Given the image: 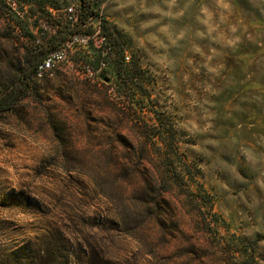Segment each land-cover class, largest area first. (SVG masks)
<instances>
[{"label":"rangeland","instance_id":"1","mask_svg":"<svg viewBox=\"0 0 264 264\" xmlns=\"http://www.w3.org/2000/svg\"><path fill=\"white\" fill-rule=\"evenodd\" d=\"M6 1L0 89L46 11L82 3ZM92 2L79 60L0 114V264L90 244L114 264H264V0ZM161 200L167 223L144 209Z\"/></svg>","mask_w":264,"mask_h":264},{"label":"trees","instance_id":"2","mask_svg":"<svg viewBox=\"0 0 264 264\" xmlns=\"http://www.w3.org/2000/svg\"><path fill=\"white\" fill-rule=\"evenodd\" d=\"M14 2V1H11ZM3 4H7L6 0H0V8ZM56 8V7H54ZM80 18L79 21L73 28H70L67 24H65L62 28L59 29L57 33H50L49 30H44L43 32V40L41 43H36V38H34V45L30 48H27L25 53H16L14 56L10 55L5 63V68L8 70L9 79L3 84L0 89V114L5 113L7 111L13 110L16 108L29 94L30 91L35 88V79L41 80L42 78L48 76L45 75L42 78L37 76V68L39 64L43 61L46 54L58 48L63 42H65L71 34L75 33H86L85 27L86 24L91 21L92 18L98 16V11L94 8L92 0H82L80 4ZM45 21H52V18L49 14V9L46 11V14L43 18ZM107 37L111 38L110 35L107 34ZM90 40L84 44L87 45ZM113 45L110 46L108 43H105L104 47L111 49V54H113V49L118 46L117 40L111 42ZM82 45H77L75 49V61L79 60V56L77 55V49ZM103 47V48H104ZM120 48V47H119ZM116 50V49H115ZM77 51V52H76ZM74 53V52H73ZM118 60L122 61L123 50L122 47L117 53ZM18 62V64H15ZM171 133V132H170ZM146 136L151 139L155 136H158L159 139L164 140L168 136V131L163 128L156 135L152 132H147ZM171 140V139H170ZM170 147L173 148L175 153H177V147L174 145V141L170 144ZM125 166V165H124ZM129 164L125 166L129 169ZM170 175L173 177L175 181L181 178L179 172H176L174 169L170 170ZM137 201L141 203L147 202L150 203L149 198L146 197V192L148 190H144L141 187L137 188ZM147 189V188H146ZM149 189V188H148ZM152 190V189H149ZM144 191V193H143ZM159 195L162 198L163 195L166 194L167 189L163 186H160L158 189ZM148 195V194H147ZM165 201L161 200L157 202V206L161 208V210L153 211V208H147V211L150 213V217L157 222L167 223V214L164 209L162 210V206H164ZM162 205V206H161ZM146 212V211H145ZM13 264H61L58 261L56 255L52 251V249H42L40 247H34L31 250V254L28 257H16L14 258ZM75 264H114L111 258H108L104 253L98 251L92 244L89 245L87 250L83 253V257L75 260Z\"/></svg>","mask_w":264,"mask_h":264},{"label":"built area","instance_id":"3","mask_svg":"<svg viewBox=\"0 0 264 264\" xmlns=\"http://www.w3.org/2000/svg\"><path fill=\"white\" fill-rule=\"evenodd\" d=\"M15 5V2H12ZM80 4H70L66 6L49 8V14L52 21L47 23L50 33H57L60 28L67 24L73 28L80 18ZM90 37L86 33H73L63 42L58 48L49 51L43 61L37 68V76L39 78L49 75L60 64L68 63L70 57L75 52L77 45H84L89 41ZM43 40V32L36 37V43H41Z\"/></svg>","mask_w":264,"mask_h":264}]
</instances>
